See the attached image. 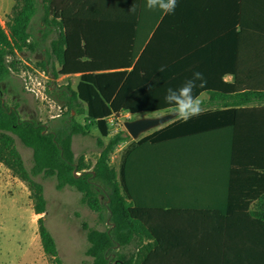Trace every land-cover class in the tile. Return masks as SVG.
<instances>
[{
    "label": "trees",
    "instance_id": "obj_1",
    "mask_svg": "<svg viewBox=\"0 0 264 264\" xmlns=\"http://www.w3.org/2000/svg\"><path fill=\"white\" fill-rule=\"evenodd\" d=\"M145 1L81 0L71 6L57 0H19L8 29L0 23V162L27 183L35 212L41 215L43 250L54 264L65 263L46 224L48 202L44 185L37 180L40 175L55 177L59 190L75 188L100 222L111 225L99 229L83 223L92 264H238L209 262L207 248L195 245L196 240H206V229L184 222L165 227L157 207L141 205L132 187L133 158L145 143L196 137L214 144L216 153L222 154L217 161L227 167L232 194L228 209L244 212L246 238L264 244V0H177L174 13L164 15L144 48L138 29ZM41 8L46 35L53 27L59 29L51 43V54L60 64L59 70L53 68L54 78L80 77L76 89L71 85L48 89L67 107L54 127L24 119L20 104L10 106L5 97L18 70L8 58L39 46L32 25ZM242 60L248 68L238 70ZM195 71L206 81L195 93L210 96L202 114L187 122L176 118L134 140L124 149L119 170L114 168L112 153L131 136L125 130L111 134L109 119L121 113L171 112L164 101L166 90L178 88ZM227 75H233L234 82L225 81ZM72 112L84 116L85 122ZM93 127L101 134L97 138L101 151L91 167L84 155L77 159L73 138L89 135ZM16 137L33 150L31 168ZM209 212L201 215L204 223ZM214 217L219 226L216 238L222 239L228 216L215 212ZM136 243L135 251L117 250ZM248 254L240 264H264V246L259 256L253 246Z\"/></svg>",
    "mask_w": 264,
    "mask_h": 264
},
{
    "label": "rangeland",
    "instance_id": "obj_2",
    "mask_svg": "<svg viewBox=\"0 0 264 264\" xmlns=\"http://www.w3.org/2000/svg\"><path fill=\"white\" fill-rule=\"evenodd\" d=\"M18 3L19 0H0V23L6 29L17 6H20ZM43 13L41 8L32 25L33 36L39 42L37 50H25L8 58L9 64L14 63L18 70L13 73L11 82L13 87L5 97L10 106H14L15 102L20 104L19 111L24 119H37L54 127L57 121L66 115L67 107H63L55 100L48 93V89L67 85L76 89L80 77L79 75H61L57 79L54 78L53 68L59 70L60 64L51 54V43L58 38L59 29L53 27L52 31L46 35L47 27L43 21ZM164 113L166 112L114 115L109 119L111 134L120 130L127 131L124 126L127 120ZM72 114L80 122H85L84 116L76 112ZM157 129L144 133L140 138ZM99 136H101L99 130L93 127L89 135H76L73 138V149L77 159L84 155L91 167L95 165L100 155L101 150L97 145ZM109 138L110 136L104 138L106 143ZM133 141L131 137L112 153L111 164L117 170H119L124 149ZM16 145L26 166L31 168L33 150L25 146L18 137H16ZM218 153L221 154V152ZM37 180L44 185L48 202V210L44 216L47 227L57 242L62 260L65 264H92L93 258L87 255L89 243L83 223L86 222L99 229H106L111 225L100 222L98 213L82 203V194L75 188L66 186L59 190L55 177L46 178L40 175ZM40 217L41 215L35 212L34 201L27 183L0 162V264H54L52 258L43 250L38 225ZM137 248L138 243L126 249L118 248L117 250L130 252Z\"/></svg>",
    "mask_w": 264,
    "mask_h": 264
},
{
    "label": "crops",
    "instance_id": "obj_3",
    "mask_svg": "<svg viewBox=\"0 0 264 264\" xmlns=\"http://www.w3.org/2000/svg\"><path fill=\"white\" fill-rule=\"evenodd\" d=\"M58 1L60 4L74 6L79 5L81 0ZM164 15L160 11L148 10L145 7V14L138 29V36L140 41H144V48L158 29ZM235 68L245 70L248 65L242 60ZM225 81L234 82V76L227 75ZM204 96L207 102L210 96L207 93H204ZM215 150L214 144L196 137L155 144L145 143L134 152L136 156L133 158L132 187L141 205L158 208V215L163 217L161 223L165 227H173V224L183 226L184 222L200 230L206 229L207 234L209 232L206 240H196L195 245L207 248L206 257L209 262L222 259L240 264L248 257L249 247L253 246L256 256H259L264 244L261 240L246 238V227L241 221L244 212H231L228 209L227 203L232 194L227 167L217 161L216 157L219 158L220 154ZM237 194L238 192L235 195ZM167 207L169 209H166ZM172 210L175 211L171 212ZM209 210L210 214L204 223L201 215ZM215 212L228 216L222 224L225 232L222 239L216 238L219 226L218 222H215Z\"/></svg>",
    "mask_w": 264,
    "mask_h": 264
},
{
    "label": "clouds",
    "instance_id": "obj_4",
    "mask_svg": "<svg viewBox=\"0 0 264 264\" xmlns=\"http://www.w3.org/2000/svg\"><path fill=\"white\" fill-rule=\"evenodd\" d=\"M145 7L163 14H172L177 7V0H146ZM159 70L164 72L165 66H161ZM205 84L203 73L195 71L178 88L169 87L166 90L165 104L177 120L187 122L190 118L202 114L206 97L202 92L196 94L194 90L203 88Z\"/></svg>",
    "mask_w": 264,
    "mask_h": 264
},
{
    "label": "water",
    "instance_id": "obj_5",
    "mask_svg": "<svg viewBox=\"0 0 264 264\" xmlns=\"http://www.w3.org/2000/svg\"><path fill=\"white\" fill-rule=\"evenodd\" d=\"M174 119H176V116L172 112H166L158 116L140 117L137 119L127 120L124 126L129 135L134 140H138L144 133L163 127ZM74 174L79 176L77 170L74 171Z\"/></svg>",
    "mask_w": 264,
    "mask_h": 264
}]
</instances>
